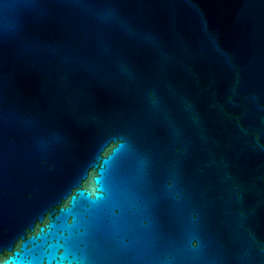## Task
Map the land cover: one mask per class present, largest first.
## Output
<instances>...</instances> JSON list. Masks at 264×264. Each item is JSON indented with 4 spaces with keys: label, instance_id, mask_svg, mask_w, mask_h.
Segmentation results:
<instances>
[{
    "label": "water",
    "instance_id": "water-1",
    "mask_svg": "<svg viewBox=\"0 0 264 264\" xmlns=\"http://www.w3.org/2000/svg\"><path fill=\"white\" fill-rule=\"evenodd\" d=\"M0 264H264V0H0Z\"/></svg>",
    "mask_w": 264,
    "mask_h": 264
}]
</instances>
